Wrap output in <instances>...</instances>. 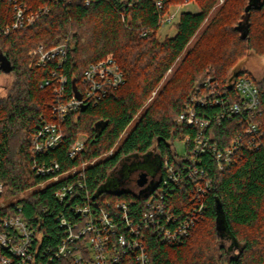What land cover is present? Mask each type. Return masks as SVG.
Here are the masks:
<instances>
[{"label": "trees", "instance_id": "1", "mask_svg": "<svg viewBox=\"0 0 264 264\" xmlns=\"http://www.w3.org/2000/svg\"><path fill=\"white\" fill-rule=\"evenodd\" d=\"M230 1L222 11L229 6L231 10L214 19L132 132L111 156L102 160V155L113 149L135 121L218 0H22L37 12H48L31 26L0 36V76L15 77L8 96L0 98V183L5 188L3 199L23 206L24 216L40 238L39 260L44 257L42 261L46 262L53 256L66 236L59 219H78L72 211L74 206L92 201L102 206L127 202L133 218L139 220L145 197L124 186L121 190L109 188H117V178L121 186L126 184L120 178L124 165L150 156L153 150L160 153L161 171L165 159L177 162L173 142L193 137L195 130L178 125L176 120L185 112L195 88L207 78H213L230 93L232 101L236 100L233 87H227L232 70L250 54L264 58V0ZM191 2L197 3L201 12L181 13L175 24L176 34L160 41L157 32L162 18L172 6ZM13 19L12 4L0 0L1 24H10ZM66 43L64 68L59 69L55 62L38 66V57L32 54L35 49L44 46L49 50ZM108 55H113L121 68L124 84L109 90L101 101L90 102L69 115L62 125L63 144L38 156L35 162L32 137L40 125L52 122L56 100L54 86L42 85L55 80L52 72L56 70L67 78L68 96L79 87L83 91L87 87L83 83L85 70ZM243 74H248L259 89L257 122L264 135V71L259 77L249 71L239 75ZM220 110L222 107L211 106L199 108V113L212 120L208 132L223 149L239 126L236 120L218 124ZM83 134L88 136L85 150L72 159L71 148ZM241 155V160L223 172H218L210 155L203 157L200 168L212 179L205 199L206 216L183 244L163 243L147 232L150 264H264V143L260 149ZM54 162L60 166L59 174L88 163L82 180L85 189L77 186L75 196L63 202L56 196L59 190L75 184L79 174L40 188L51 177L37 176L33 165L49 166ZM168 191L172 195L170 207L178 218H183L182 208L188 210L191 205L188 184L171 185ZM225 239L231 241L228 248L223 244ZM232 251L236 253L230 256ZM46 253L52 254L44 256Z\"/></svg>", "mask_w": 264, "mask_h": 264}, {"label": "built area", "instance_id": "2", "mask_svg": "<svg viewBox=\"0 0 264 264\" xmlns=\"http://www.w3.org/2000/svg\"><path fill=\"white\" fill-rule=\"evenodd\" d=\"M62 2L63 0H54ZM89 3V0H85ZM14 9V19L10 24H1L0 36H8L13 31L33 25L36 20L48 12L40 11L25 5L22 0H8ZM160 5V4H158ZM166 16L162 18V27ZM68 54V44H62L46 50L39 46L33 55L38 57V66L47 67L49 63L64 68ZM55 80L46 81L44 86H54L56 100L52 107V122H44L38 127L32 137V157L47 154L60 147L64 142L62 125L69 115L81 111L90 102L101 101L111 89H117L124 84V75L113 55H108L95 64H91L83 74L86 88L79 87L71 96L66 94L67 78L63 74L52 72ZM233 90L236 100L232 101L228 91L213 80L207 78L189 97L185 112L176 122L195 130V135L184 139L186 153L178 155L176 163L165 159L162 177L158 187L145 195L144 206L139 220H135L127 202L108 203L102 206L99 202H91L85 206H74L72 211L78 219L68 221L59 219L66 236L58 246L57 251L46 253L51 255L45 262L39 260L40 238L23 214V206L12 200L3 199L4 185L0 183V264H150V253L147 245V232L156 235L161 242L168 244H183L205 218L207 213L206 198L212 186V179L200 166L203 157L210 155L216 162L218 172L229 169L241 160L244 151L253 152L263 145L264 135L257 122L260 115L261 98L259 89L248 74L239 75L235 80ZM219 106L217 123L224 120H236L239 129L231 142L223 149L219 148L208 129L213 124L199 112V108ZM202 113V112H201ZM87 139L81 135L75 141L70 151V157L76 158L85 150ZM113 151L108 155L111 156ZM88 163L59 174L58 163L34 164L37 176L51 177L40 184L44 188L47 183L58 182L62 177L79 179L73 185L59 190L58 199L63 202L75 196V188L85 189L82 182ZM188 184L187 193L190 201L189 209L182 208L184 217L178 218L170 207L171 193L169 187ZM94 206L95 208H93Z\"/></svg>", "mask_w": 264, "mask_h": 264}, {"label": "rangeland", "instance_id": "3", "mask_svg": "<svg viewBox=\"0 0 264 264\" xmlns=\"http://www.w3.org/2000/svg\"><path fill=\"white\" fill-rule=\"evenodd\" d=\"M228 0H218V2L215 4V6L212 8L210 11L206 21L203 23L201 28L198 30L194 38L191 40L190 44L186 48V50L183 52V54L178 58V60L175 62V64L168 70V72L165 74L163 80L160 82L158 87L155 89V91L151 94L149 99L144 103L142 109L139 111L135 121L128 127V129L125 131V133L121 136V139L119 140L118 143L113 147L111 151H115L118 149L120 144L128 137V135L132 132V130L135 128L137 122L140 120V118L145 114V112L152 106L154 101L157 99L159 96L160 92L165 88V86L168 84L170 79L172 78L173 74L175 71L178 69V67L182 64L184 58L193 50L196 48L199 40L202 38L204 33L210 28L212 25L214 19L219 15V14H224L225 12L227 13V10H231L230 6L227 7L224 11L222 9L224 6L227 4ZM231 3L233 0L230 1ZM222 11V12H221ZM183 12H189L193 14H197L201 12V9L199 8L198 4L195 2H191L185 5H178V6H172L171 9L169 10V13L166 16V23L161 27L157 34L158 38L160 41H163L167 37H173L176 34V28L175 24L179 21V16ZM228 24V23H227ZM44 47V46H43ZM36 50V49H35ZM34 52V51H33ZM33 54V53H32ZM237 71L241 70H249L250 73L255 76L259 77L262 75L264 71V58H260L258 56H255L253 54H250L246 60L241 62L237 67ZM15 77L13 75H1L0 76V98H5L9 94V90L14 84ZM81 138L87 139V135H81ZM173 146L176 150L177 155H183L186 153V146L184 140H175L173 142ZM104 153L102 155V160L108 157L109 153ZM141 171H147V172H152L153 167L152 164L148 162L147 159L144 161H141V159H135L133 164H125L124 167L121 170V173H123V176H121V180H126L127 183L123 184L122 186L119 183V178L116 179V176L114 180L116 181L117 188H109L110 190H121L123 186L129 190L141 193L139 188H135L133 186L135 181L136 184V179L138 178V174ZM223 244L228 248L230 247L231 241L225 239L223 241ZM236 251H232L230 253V256H232Z\"/></svg>", "mask_w": 264, "mask_h": 264}, {"label": "flooded vegetation", "instance_id": "4", "mask_svg": "<svg viewBox=\"0 0 264 264\" xmlns=\"http://www.w3.org/2000/svg\"><path fill=\"white\" fill-rule=\"evenodd\" d=\"M145 159H147L148 162L152 164L153 171L152 172H147V171L139 172L138 177L143 172H146L148 174V183L145 185V187L144 188L137 187L140 189V191L146 190V189L149 190L154 185H156L162 177L160 153L157 150H153L150 156L148 155L144 159L142 158L141 161H144Z\"/></svg>", "mask_w": 264, "mask_h": 264}, {"label": "water", "instance_id": "5", "mask_svg": "<svg viewBox=\"0 0 264 264\" xmlns=\"http://www.w3.org/2000/svg\"><path fill=\"white\" fill-rule=\"evenodd\" d=\"M244 38H245V36H244ZM1 56V55H0ZM248 58V57H247ZM246 58V59H247ZM245 59V60H246ZM244 61V60H243ZM243 61H241V62H243ZM1 62H3L2 61V59L0 58V63ZM240 62V63H241ZM239 63V64H240ZM238 64V65H239ZM5 71H7V72H9V70H5ZM244 71H249V70H241V71H237L236 70V68L234 69V70H232V72H231V76L229 77V79H228V84H227V87L228 88H232L233 86H234V83H235V80H236V78H237V76L240 74V73H242V72H244ZM250 72V71H249ZM104 129V127H102V128H100L99 129V134L98 135H100L101 133H102V130ZM148 183V174L146 173V172H143V173H141L140 175H139V177H138V179H137V181H136V184H137V186L139 187V188H144L145 187V185ZM158 184L159 183H157L156 185H154L152 188H150L149 190H142V192L140 193L142 196H145V195H148L149 193H151L152 191H154L157 187H158Z\"/></svg>", "mask_w": 264, "mask_h": 264}]
</instances>
